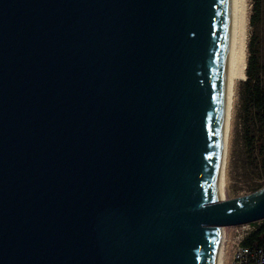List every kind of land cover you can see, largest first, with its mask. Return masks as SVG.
Listing matches in <instances>:
<instances>
[{"label":"water","instance_id":"water-1","mask_svg":"<svg viewBox=\"0 0 264 264\" xmlns=\"http://www.w3.org/2000/svg\"><path fill=\"white\" fill-rule=\"evenodd\" d=\"M231 0H0V264H216Z\"/></svg>","mask_w":264,"mask_h":264},{"label":"trees","instance_id":"trees-1","mask_svg":"<svg viewBox=\"0 0 264 264\" xmlns=\"http://www.w3.org/2000/svg\"><path fill=\"white\" fill-rule=\"evenodd\" d=\"M259 15L260 0H252L251 26L256 24ZM253 44L251 37L246 59V78L238 83V117L245 151L242 174L244 181L249 184L247 190L250 192L264 185V61L259 59ZM251 226L252 230L241 244L264 248V220L253 222Z\"/></svg>","mask_w":264,"mask_h":264},{"label":"rangeland","instance_id":"rangeland-1","mask_svg":"<svg viewBox=\"0 0 264 264\" xmlns=\"http://www.w3.org/2000/svg\"><path fill=\"white\" fill-rule=\"evenodd\" d=\"M252 13V0H243L242 23H241V44H240V63H239V81L246 78L245 68L246 59L248 57V43L250 38L253 39V47L261 61H264V0H260V15L254 26L250 25V15ZM238 92L239 84L237 85L235 110L233 116V125L230 135L229 151L226 164L225 174V199L237 197L250 193L248 191V182L244 181L242 174V166L245 162V151L242 139V130L238 117ZM246 165V163H245ZM244 169V168H243ZM233 229L227 227L225 229V250H229L233 238ZM227 239V240H226ZM227 255V254H226Z\"/></svg>","mask_w":264,"mask_h":264},{"label":"bare ground","instance_id":"bare-ground-1","mask_svg":"<svg viewBox=\"0 0 264 264\" xmlns=\"http://www.w3.org/2000/svg\"><path fill=\"white\" fill-rule=\"evenodd\" d=\"M242 11L243 0H231L229 50L218 142V164L216 179L213 187L214 196L217 200H224L226 192V164L229 151V142L231 139L230 135L233 125L236 91L239 76ZM226 228L227 227L224 226L220 227L216 248V264H223Z\"/></svg>","mask_w":264,"mask_h":264},{"label":"built area","instance_id":"built-area-1","mask_svg":"<svg viewBox=\"0 0 264 264\" xmlns=\"http://www.w3.org/2000/svg\"><path fill=\"white\" fill-rule=\"evenodd\" d=\"M234 235L229 250L224 249L223 264H264V248L244 246L243 239L252 230L251 224L232 226ZM227 254V255H226Z\"/></svg>","mask_w":264,"mask_h":264}]
</instances>
